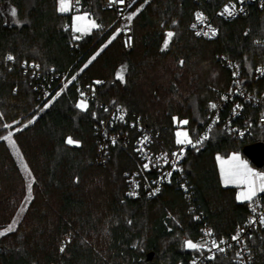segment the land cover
<instances>
[{
  "label": "trees",
  "instance_id": "obj_1",
  "mask_svg": "<svg viewBox=\"0 0 264 264\" xmlns=\"http://www.w3.org/2000/svg\"><path fill=\"white\" fill-rule=\"evenodd\" d=\"M81 3V12L99 27L76 39L75 12L61 14L57 0H0V230L19 217L14 231L0 235V264H189L195 251L185 241H196L204 221L223 239L249 217V202H239L237 189L223 186L217 157L248 159L250 144L215 131L186 152L196 212L175 185L156 199L131 200L124 173L138 167L133 149L118 144L107 164L96 162L100 104L143 119L167 148L177 146L174 117L187 121L194 137L210 102L229 85L217 56L238 61L248 75L264 63V48L254 45L264 38V10L216 20L219 36L206 41L190 30L193 14L198 8L213 12L220 0H140L138 6L145 5L134 19V46L126 50L102 0ZM168 31L174 35L162 50ZM125 66L121 81L117 73ZM76 72L83 84L104 81L86 110L77 107L83 98L76 81L62 88L56 79ZM40 83L51 91L49 98L40 96ZM17 120L11 127L20 128L14 137L33 178L30 199L21 167L2 138L6 123ZM69 137L78 143H66ZM248 244L254 264H264V227L253 231ZM206 264L235 261L233 255L218 256Z\"/></svg>",
  "mask_w": 264,
  "mask_h": 264
},
{
  "label": "built area",
  "instance_id": "obj_2",
  "mask_svg": "<svg viewBox=\"0 0 264 264\" xmlns=\"http://www.w3.org/2000/svg\"><path fill=\"white\" fill-rule=\"evenodd\" d=\"M195 1L199 5H207L211 4L212 0ZM220 1L219 6L211 13L201 8L195 10L190 30L196 37L206 41L215 40L219 36V26L216 24V20L235 21L248 17L254 8L264 10V0ZM139 2L140 0H124V3L121 4L118 0L116 2L102 0L101 9L114 14L117 32L121 35L126 50L134 46V19L140 11L138 9ZM226 5H235L233 16L221 15ZM82 8L81 0H78V3L77 0H72L73 12L80 13ZM241 8L243 11H240ZM197 14H203L205 18L203 22L197 20ZM129 16L132 17L130 21L127 19ZM210 29H214L216 34L211 35ZM198 32L201 34L197 35ZM204 32H209V35H204ZM254 45L264 48V38L255 39ZM217 59L222 67L229 72L230 81L229 85L221 92H217L215 98L210 102L203 128L194 137L188 136V139L192 140L196 147L191 144H179L174 148H167L160 142L159 135L143 119L131 116L126 108L100 104L103 116L94 126L97 146L96 162L100 166L107 164L113 147L118 144L133 149V153L138 159V167L124 173L129 199L153 200L160 197L167 187L175 185L187 199L190 211L196 212L192 184L185 169V157L188 150L203 145L215 131L222 132L230 139L248 142L250 146L258 144L264 146V74L257 71L264 69V63L256 66L248 75L238 61L223 54H219ZM79 77L80 72H76L73 76L69 74H64L61 77L56 76V79L59 80V86L62 88L76 81L77 90L80 94L83 93L82 98L86 101L93 99L97 85L104 84V81H98L97 85L96 83L83 84ZM38 92L44 99L51 95L46 83H40ZM212 104L217 107L212 108ZM237 105L240 107L237 108ZM121 116H123L122 120ZM205 136L207 139H203ZM145 137L147 140L144 139ZM197 141L202 142L196 143ZM165 157L167 162H165ZM177 157H179L178 160ZM173 162H176L175 170ZM146 164L147 168L144 167ZM168 173H171V176H168ZM157 187L160 191L151 195ZM129 193L135 194L129 195ZM262 215H264V193L254 197V201H249V217L235 229L229 238H217L212 226L204 221L200 227L199 236L194 242L203 247L199 250L194 249L195 253L189 264H206L218 256L230 255L234 256L235 264H254L256 257L249 247L248 240L254 230L264 227V224L260 223ZM195 218L203 220L199 213H196ZM252 220H255V223H250ZM237 233H239V239L234 240L233 237ZM213 241L218 247L213 246Z\"/></svg>",
  "mask_w": 264,
  "mask_h": 264
},
{
  "label": "snow or ice",
  "instance_id": "obj_3",
  "mask_svg": "<svg viewBox=\"0 0 264 264\" xmlns=\"http://www.w3.org/2000/svg\"><path fill=\"white\" fill-rule=\"evenodd\" d=\"M113 2H116V0H113ZM118 2L123 4L124 0H118ZM77 3H78V0H77ZM71 8H72V0H60L59 11L65 12V11H69ZM240 11H243V9L241 8ZM224 14H226L227 16H233L235 14V5H231V6L226 5L223 12L221 13V15H224ZM16 15H17L16 10L12 9L11 10V16L15 18ZM75 19L76 20H83V19H85V17L77 16ZM127 19L130 21L132 19V17L129 16V17H127ZM204 19L205 18L203 17V14H197V20L198 21L203 22ZM90 27L98 28L99 25H97L94 21H92ZM194 27H195V25H194ZM75 31L80 32L81 29L79 27H76ZM210 32H211V35L216 34L214 29H210ZM200 34L201 33H199V32L197 33V35H200ZM203 34L207 36V35H209V32H204ZM173 35H174L173 32H168L166 34L167 38L164 42L162 50H164L168 47V44H169L171 38L173 37ZM75 38L79 39L80 37H75ZM94 58L95 57H93V59ZM7 59L12 60L14 58L11 55H9L7 57ZM125 71H126V66L122 67L120 69V71L117 73V78L119 80H121V81L124 80V72ZM257 71H260L262 74H264V69H258ZM234 75H235V73H234ZM73 79H75V77H73ZM97 83H99V82H97ZM59 94L60 93H57V95H59ZM81 95L83 96V93H81ZM45 107H47V105ZM77 107L80 108L81 110H86L87 109L86 101L82 100L81 103L77 104ZM211 107L216 108L217 106L215 104H212ZM239 107L240 106L237 105V108H239ZM120 119L122 120L123 116H121ZM29 123H32V121H29ZM182 123L186 124L187 121H183ZM11 135L12 134L9 133V135L6 137H3V139L8 140L9 143L12 145L13 149L15 151H17V153H18V149H16L15 142L12 141ZM177 137H183V139L177 140L178 144H191L193 147H196V144H194L192 140L188 139V134L186 132H177ZM144 139L147 140V137H145ZM203 139H207V136H205ZM113 142H115V141H113ZM201 142L202 141H197L196 143H201ZM66 143L71 145V144H76L78 142L74 141L71 137H69V138H67ZM174 155H176V154H174ZM164 159H165V162H167L166 157ZM178 159H179V157H177V160ZM218 159H220V158L218 157ZM234 161L237 163L235 165H233L232 167H230L228 170H225L223 168V165L225 163L232 165V162H234ZM144 167L147 168L148 165L146 164ZM173 169L174 170L176 169V162H173ZM221 173H222L223 182L225 185L233 184V183H243V184L247 185V190L240 192V194L237 197L238 200L254 201V197H256L258 193H264V174H261L258 172H253V170L248 167L247 162L241 161L240 157L237 154H233V156L231 157V159L229 161L221 160ZM167 175L171 176V173H168ZM28 177H29V179H28V183H27V189H28V199H30L31 191H32V180L30 179L31 173H28ZM159 191H160V189H159V187H157L154 190V192L151 193V195H155ZM134 194L135 193H129V195H134ZM16 222L17 221L14 220L13 223L11 225H9V227L6 229L5 232H0V235H4V234H6V232L14 231ZM250 223H255V220L250 221ZM260 223L264 224V215H262L260 217ZM233 239L234 240L239 239V233H237V235L234 236ZM212 243H213L214 247H218V245H216L215 241H213ZM185 247L199 250L203 246L198 245L196 243H193L191 240H186L185 241ZM63 250L64 249L61 248V251H63ZM220 250H222V249H220Z\"/></svg>",
  "mask_w": 264,
  "mask_h": 264
},
{
  "label": "rangeland",
  "instance_id": "obj_4",
  "mask_svg": "<svg viewBox=\"0 0 264 264\" xmlns=\"http://www.w3.org/2000/svg\"><path fill=\"white\" fill-rule=\"evenodd\" d=\"M144 5H145V4H141V5L138 7V9L141 10V8H142ZM59 7H60V0H57V9H58V11H59ZM59 12H60L61 14H69V13L71 12V9H70L69 11H65V12H61V11H59ZM10 14H11V13H10ZM77 16L85 17V19H83V20H76L75 18H76ZM92 21H94V22L96 23V21L93 19V17H91V16H90L88 13H86V12L75 13V14L73 15L72 29H71L72 32H73V34L75 35V37H80V36H83V35L89 34L93 29H95V28L90 27ZM96 24H97V23H96ZM113 24L115 25V21H114V19H113L112 22H111V25H113ZM76 27H79V28L81 29V31H80V32L75 31V28H76ZM168 32H170V31H168ZM168 32H167V33H168ZM167 33H166V34H167ZM116 34H118L117 31H116ZM166 38H167V36H166ZM166 38H165V40H166ZM164 42H165V41H164ZM170 42H171V40H170ZM170 42H169V43H170ZM163 45H164V44H163ZM168 45H169V44H168ZM162 48H163V47H162ZM182 64H183V60H180L179 65L182 66ZM213 89H215V88H212V90H213ZM82 100L86 101L85 99H82ZM82 100H80L79 103H81ZM86 103L88 104L87 101H86ZM173 120H174V124H177V126H178V128H177V130H176V134H175V142H176L177 145H179V144L177 143V140H178V139H183V137H177V132H186V133L188 134V136H189L190 134H189L188 129L185 127V125H186L187 123H186V124H185V123H182L183 121H179L176 117H174ZM18 122H19V120L15 121V122H9V123H6V125H5L6 132L4 133V135L2 136V138L8 136L9 133L12 134V135H11V139H12V141L15 142V147H16V149H18V153H17V151H15V150L13 149L12 145L9 143L8 140H6V139H3V140L7 143V145H8L9 148L11 149L13 155L16 157V159H17V161H18V163H19V165H20V167H21V170H22V172H23V175H24V177H25L26 184H27V183H28V179H29V177H28V173H30V171H29L28 166H27V164L25 163V161H24V159H23V157H22V155H21V153H20L19 147H18V145H17V143H16V141H15V137H14L16 130H19L20 128H16V130H15V129H12V127H9V128H8L9 125H13V124L16 125ZM254 146H255V145H254ZM232 156H233V154H231V155L229 156V158H231ZM21 158H22V159H21ZM219 158H220V159H218V157H217L218 162L221 163V160L224 161V160H226L227 157L222 158V157L219 156ZM25 166H26V167H25ZM258 173L264 174V168H258ZM30 179L32 180V183H33V178H32V176L30 177ZM246 190H247V185H246V184H243V183H239V188H238V194H237V197H238V195L240 194V192H242V191H246ZM27 191H28V189H27ZM27 197H28V192H27L26 199H27ZM237 200H238V199H237ZM238 201H239V202H242V201H244V200H238ZM26 205H27V204H23L22 208H21L20 211H19V215L24 211V209L26 208ZM18 219H19V217H17L16 221H17ZM10 225H11V224H10ZM8 227H9V225H8L7 227L1 229L0 232H5L6 229H7ZM6 233H7V232H6Z\"/></svg>",
  "mask_w": 264,
  "mask_h": 264
},
{
  "label": "water",
  "instance_id": "obj_5",
  "mask_svg": "<svg viewBox=\"0 0 264 264\" xmlns=\"http://www.w3.org/2000/svg\"><path fill=\"white\" fill-rule=\"evenodd\" d=\"M247 158L252 161L257 167H263L264 165V146L261 144L247 147L245 150ZM152 257L149 256V260Z\"/></svg>",
  "mask_w": 264,
  "mask_h": 264
},
{
  "label": "crops",
  "instance_id": "obj_6",
  "mask_svg": "<svg viewBox=\"0 0 264 264\" xmlns=\"http://www.w3.org/2000/svg\"><path fill=\"white\" fill-rule=\"evenodd\" d=\"M239 157H240V160L241 161H246L247 162V165L250 169L253 170V172H258V168L260 167H257L252 161H250L249 159H246L244 158L242 155L240 154H237ZM231 158L227 157L226 160L224 161H229ZM237 162H232V165L228 164V163H225L223 165V168L225 170H228L230 167H232L233 165H235ZM218 168H219V175H220V179H221V182L223 184L224 187H231V188H236L237 189V194H238V188H239V183H233V184H228V185H225L224 182H223V177H222V173H221V163L218 162ZM255 179V178H254ZM258 182V181H257ZM259 194H262V193H258L257 195ZM242 202H249V201H242Z\"/></svg>",
  "mask_w": 264,
  "mask_h": 264
}]
</instances>
